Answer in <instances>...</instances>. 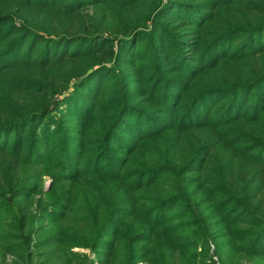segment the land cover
<instances>
[{
	"label": "trees",
	"instance_id": "1",
	"mask_svg": "<svg viewBox=\"0 0 264 264\" xmlns=\"http://www.w3.org/2000/svg\"><path fill=\"white\" fill-rule=\"evenodd\" d=\"M6 255L264 264V0H0Z\"/></svg>",
	"mask_w": 264,
	"mask_h": 264
},
{
	"label": "rangeland",
	"instance_id": "2",
	"mask_svg": "<svg viewBox=\"0 0 264 264\" xmlns=\"http://www.w3.org/2000/svg\"><path fill=\"white\" fill-rule=\"evenodd\" d=\"M46 186H48V188H50V186H51V184H50V182H49V179H46ZM75 251H77V252H79L80 251V253L82 252L83 254H87V255H89L90 254V252L88 251V250H83V249H75ZM214 251H215V249H214V247H212V253L214 254ZM5 259V261H3L2 259H1V261H0V264H1V262H3L4 264H16V262H17V259H16V257H14V256H7L6 255V257H4ZM141 264H147V263H141Z\"/></svg>",
	"mask_w": 264,
	"mask_h": 264
}]
</instances>
